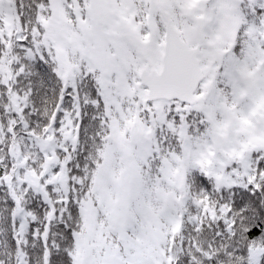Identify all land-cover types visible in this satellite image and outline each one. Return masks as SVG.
I'll return each mask as SVG.
<instances>
[{
  "label": "snow or ice",
  "instance_id": "obj_1",
  "mask_svg": "<svg viewBox=\"0 0 264 264\" xmlns=\"http://www.w3.org/2000/svg\"><path fill=\"white\" fill-rule=\"evenodd\" d=\"M261 102L264 0H0V264H264Z\"/></svg>",
  "mask_w": 264,
  "mask_h": 264
},
{
  "label": "rangeland",
  "instance_id": "obj_2",
  "mask_svg": "<svg viewBox=\"0 0 264 264\" xmlns=\"http://www.w3.org/2000/svg\"><path fill=\"white\" fill-rule=\"evenodd\" d=\"M260 122H264V102L256 105L251 118L246 120L239 129V132L247 137L246 146L264 145V132L258 131L257 128Z\"/></svg>",
  "mask_w": 264,
  "mask_h": 264
}]
</instances>
